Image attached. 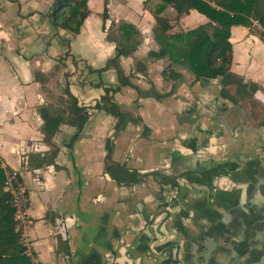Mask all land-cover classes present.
Segmentation results:
<instances>
[{"label": "crops", "instance_id": "obj_1", "mask_svg": "<svg viewBox=\"0 0 264 264\" xmlns=\"http://www.w3.org/2000/svg\"><path fill=\"white\" fill-rule=\"evenodd\" d=\"M86 1L89 15L73 34L51 25L54 0H0V163L27 192L26 254L42 264H160L158 246L178 241L177 264H202L230 180L251 162L264 167V29L256 20L230 28V71L258 90L243 98L228 86L226 99L220 79L195 81L173 66L181 77L172 80L163 76L168 60L149 56L159 50L156 15L169 20V34L208 24L204 15L191 10L177 19L170 6L157 14L160 0ZM117 48L134 49L119 59L130 85L112 93L118 128L117 117L95 108L105 89L119 85L115 69H104ZM66 88L88 121L72 146L76 129L65 120L45 143L38 109L65 110ZM227 162L237 168L213 189L183 178ZM109 165L177 178L179 187L161 189L150 175L117 185Z\"/></svg>", "mask_w": 264, "mask_h": 264}, {"label": "trees", "instance_id": "obj_2", "mask_svg": "<svg viewBox=\"0 0 264 264\" xmlns=\"http://www.w3.org/2000/svg\"><path fill=\"white\" fill-rule=\"evenodd\" d=\"M160 1L161 6L157 10V14L170 6L175 10L177 19L188 14L191 10H195L210 21L206 25L187 32L169 34L171 30L169 20L158 15L155 16L156 25L153 29V38L159 46V50L156 53H150L149 56L168 60L169 64L163 72V76L172 80L179 79L181 75L171 68L180 66L191 72L195 81L220 79L222 86L220 95L223 98H228L226 91L228 86L236 88L243 98H251L258 87L252 84H243V81L230 71L232 62V46L229 42L230 28L237 25L250 28L252 20H256L264 29V0ZM211 3L214 6H211ZM107 13V9L104 8L103 23L108 19ZM88 15L86 0H54L48 18L53 27L78 34ZM123 27L132 28L130 26ZM125 34L129 35L127 31ZM133 50V48L129 50L117 48L115 57L109 60L104 69H115L119 85L114 89H105V94L101 97L100 103L95 106L96 109L117 117V128L121 124L122 114L119 107L112 102V93L119 90L121 86L130 85L120 67L119 59L128 56ZM36 80L40 81L38 74ZM64 94L67 98L65 110L56 113L49 107L43 106L38 109L43 121L41 133L43 134V141L51 143L59 126L65 120L68 125L76 129L70 140V146H72L87 123L88 114L84 108L78 107L77 100L67 88L64 90ZM64 115L65 119L63 118ZM39 165L42 166V162ZM105 171L119 184L137 182L134 174L129 173L124 166L109 165ZM4 180L5 172L0 163V264H29V258L26 255L27 248L23 241L22 226L14 219L10 196L4 190ZM211 181L209 180V183Z\"/></svg>", "mask_w": 264, "mask_h": 264}, {"label": "water", "instance_id": "obj_3", "mask_svg": "<svg viewBox=\"0 0 264 264\" xmlns=\"http://www.w3.org/2000/svg\"><path fill=\"white\" fill-rule=\"evenodd\" d=\"M221 217L206 233L202 264H264V167L236 174Z\"/></svg>", "mask_w": 264, "mask_h": 264}, {"label": "flooded vegetation", "instance_id": "obj_4", "mask_svg": "<svg viewBox=\"0 0 264 264\" xmlns=\"http://www.w3.org/2000/svg\"><path fill=\"white\" fill-rule=\"evenodd\" d=\"M120 126H121V124H120ZM193 144H194V142H191L192 148H194ZM118 166H120V165H118ZM236 168H237V165L232 164V163H228V162L223 163V164L210 166L208 168L207 167H202V168L198 167L195 170L187 171L183 175V178L191 185L203 186V187H206L210 190V189L214 188L213 187V181L215 179L222 177V176H226L230 172L234 171ZM128 172L131 174H134V176L137 179V182H126L123 184H119L113 179L117 185L128 186V185L140 184L144 181L145 178H147L150 175V176L157 178V181H158L159 185L161 186V189L167 185H169L171 187H179L178 186L179 183L176 180L177 178L174 180H170L169 178L163 177L159 173H156V172L151 173V174H140L136 171H130V170H128ZM209 180H212L211 183H209ZM177 244H178V241H171V242H167L165 244H162L161 246H158L159 248H158L157 252L161 253V256H164L163 257L164 259L160 264H177L178 263L177 259L175 260L174 256H173V252L176 249Z\"/></svg>", "mask_w": 264, "mask_h": 264}, {"label": "built area", "instance_id": "obj_5", "mask_svg": "<svg viewBox=\"0 0 264 264\" xmlns=\"http://www.w3.org/2000/svg\"><path fill=\"white\" fill-rule=\"evenodd\" d=\"M254 25L259 26L257 22ZM4 190L10 196V205L14 210V219L20 225L27 223V192L20 182L19 174L16 171L9 172L5 175ZM29 258V264H42L32 255L26 254Z\"/></svg>", "mask_w": 264, "mask_h": 264}]
</instances>
